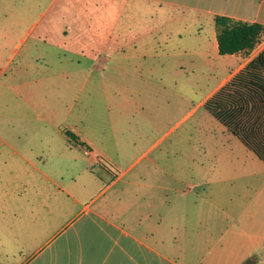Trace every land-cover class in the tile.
<instances>
[{"label":"rangeland","instance_id":"374dc122","mask_svg":"<svg viewBox=\"0 0 264 264\" xmlns=\"http://www.w3.org/2000/svg\"><path fill=\"white\" fill-rule=\"evenodd\" d=\"M110 8L0 0V264H40L68 235L81 206L57 211L73 201L59 187L117 205L129 188L160 184L144 198L160 197L168 217L255 218L264 229V163L202 107L229 80L230 59L181 50L164 63L160 50L95 42Z\"/></svg>","mask_w":264,"mask_h":264},{"label":"crops","instance_id":"0c3cea01","mask_svg":"<svg viewBox=\"0 0 264 264\" xmlns=\"http://www.w3.org/2000/svg\"><path fill=\"white\" fill-rule=\"evenodd\" d=\"M110 6V27L90 31L95 42L120 50L125 46L160 50L162 61L170 59L172 64L173 51L218 53L214 23L217 15L264 25V0H110ZM263 49L264 42L249 53L218 56L230 59L234 66L228 73L231 78ZM202 55L209 58L206 52ZM84 143L93 154L91 143ZM161 189L164 187L160 184L158 188H129L122 192L128 195V202L109 205L104 201L79 203L81 190L59 187L58 191L73 201H61L57 211H71L78 205L81 208L64 225L70 228L68 235L40 264H243L250 259L252 264H264L261 221L184 219L176 211L168 217L167 204L160 197L158 203L144 198ZM218 210L222 215L227 211Z\"/></svg>","mask_w":264,"mask_h":264},{"label":"trees","instance_id":"16d2710c","mask_svg":"<svg viewBox=\"0 0 264 264\" xmlns=\"http://www.w3.org/2000/svg\"><path fill=\"white\" fill-rule=\"evenodd\" d=\"M217 49L221 56L251 52L264 33V25L217 15ZM202 107L232 136L264 163V49L207 98ZM65 135L89 148L71 131ZM255 259V258H254ZM253 259L243 264H252Z\"/></svg>","mask_w":264,"mask_h":264},{"label":"built area","instance_id":"2783aa9c","mask_svg":"<svg viewBox=\"0 0 264 264\" xmlns=\"http://www.w3.org/2000/svg\"><path fill=\"white\" fill-rule=\"evenodd\" d=\"M87 154H89L87 151H85Z\"/></svg>","mask_w":264,"mask_h":264}]
</instances>
